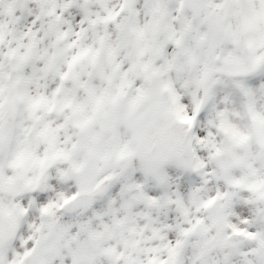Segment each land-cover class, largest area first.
Segmentation results:
<instances>
[{
	"label": "snow or ice",
	"instance_id": "1",
	"mask_svg": "<svg viewBox=\"0 0 264 264\" xmlns=\"http://www.w3.org/2000/svg\"><path fill=\"white\" fill-rule=\"evenodd\" d=\"M0 264H264V0H0Z\"/></svg>",
	"mask_w": 264,
	"mask_h": 264
}]
</instances>
